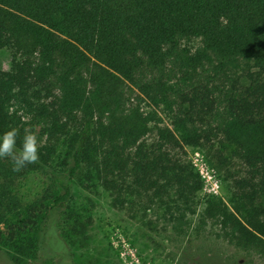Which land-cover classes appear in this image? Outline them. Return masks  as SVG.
Segmentation results:
<instances>
[{"label": "trees", "instance_id": "16d2710c", "mask_svg": "<svg viewBox=\"0 0 264 264\" xmlns=\"http://www.w3.org/2000/svg\"><path fill=\"white\" fill-rule=\"evenodd\" d=\"M2 50L0 135L19 129L20 148L24 113L45 139L20 171L0 159V197L65 149L36 256L64 260L60 221L76 184L101 186L114 208L194 213L202 179L185 147L199 146L233 195L229 206L211 198L200 221L264 264V0H0ZM35 215L28 206L22 225ZM176 221L181 234L187 220Z\"/></svg>", "mask_w": 264, "mask_h": 264}, {"label": "rangeland", "instance_id": "374dc122", "mask_svg": "<svg viewBox=\"0 0 264 264\" xmlns=\"http://www.w3.org/2000/svg\"><path fill=\"white\" fill-rule=\"evenodd\" d=\"M8 68L9 54L2 50L0 69ZM141 103L143 110L152 108L146 101ZM22 115L24 132L37 133L41 147L45 135L40 126ZM161 117L166 123V117ZM153 136L151 131L145 135L148 140ZM185 149L187 159L202 179V187L192 198L194 213L178 212L174 218L161 207L143 208V202H129L123 208H114L108 192L101 186L84 188L76 184L60 221L59 232L67 249L64 260L60 261V258L36 256L42 213L57 192L54 177L63 167L65 149L58 147L46 164L17 178L0 197V264H201L204 253L232 258L239 264H263L257 258L251 261L245 252L214 238L218 231L214 221H200L211 198L229 206L233 195L228 178L208 160L201 147L186 146ZM239 168L236 162L234 169ZM32 205L35 222L23 226L21 221L26 217V209ZM176 218L187 220L181 234L174 230ZM219 263L218 259H209L203 264Z\"/></svg>", "mask_w": 264, "mask_h": 264}, {"label": "clouds", "instance_id": "9594fccd", "mask_svg": "<svg viewBox=\"0 0 264 264\" xmlns=\"http://www.w3.org/2000/svg\"><path fill=\"white\" fill-rule=\"evenodd\" d=\"M19 129L11 128L0 135V159H7L13 171H20L39 160V141L37 133L25 130L22 146L17 148Z\"/></svg>", "mask_w": 264, "mask_h": 264}]
</instances>
